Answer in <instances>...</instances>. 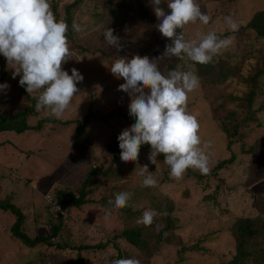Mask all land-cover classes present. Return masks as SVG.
Wrapping results in <instances>:
<instances>
[{
    "label": "rangeland",
    "instance_id": "obj_1",
    "mask_svg": "<svg viewBox=\"0 0 264 264\" xmlns=\"http://www.w3.org/2000/svg\"><path fill=\"white\" fill-rule=\"evenodd\" d=\"M74 1L50 0L57 19H65L64 9ZM124 1L133 5L130 12L119 8L120 0H83L71 9V20L80 23L83 31H72L68 37L72 55L62 68L71 74L75 67L84 79L77 85L79 92L69 110L59 119L45 110L30 119L34 126L45 118L57 120L43 123V130L23 135L0 133V203L13 204L22 212L23 229L29 237L46 236L52 225L60 224L53 221L44 197L56 196L59 191L77 197L90 170L105 171L106 174L93 176L85 187L91 190L87 199L93 203L80 208L66 203L54 245L34 248L12 237L10 226L15 218L0 210V264H112L123 258L138 259L140 264H223L235 255L238 245L229 230L232 222L239 217L264 220V109H259L264 104V76L255 82L250 78L260 66L262 54L255 35L244 28L255 12L264 10V0H205L200 8L211 17L209 24L185 26L186 39L195 38L197 31L225 32L235 39L231 47L214 58L211 72L205 70L199 88L189 94L187 104V111L200 123L202 140L212 141L210 172L201 174L189 169L203 177H190L187 170L180 180L169 175L166 179V164L157 157L160 172L155 173V187H142L144 176L139 174L144 165H148L149 172L156 170L148 159L150 150H140L138 163H125L120 158L117 137L135 121L125 117L129 114L130 97L118 90L124 81L113 76L110 67L117 56L160 57L167 43L159 41L160 34L152 28L151 19L140 18L137 0ZM164 4L167 6V2ZM225 16L239 23L237 32L228 31ZM118 18L122 21L118 31L129 28L137 38L136 43L120 52L101 37L107 25ZM99 49L105 55L93 53ZM158 63L166 73L170 64L176 67L183 61L165 58ZM9 67L0 55V84L10 85L6 94L0 93V115L14 114L26 104L20 77L13 79V69ZM220 68L227 70V77L213 84L211 80L217 79ZM194 71L200 72L196 65ZM252 90L256 92L251 101L255 119L247 120V97ZM89 111L101 120L85 122ZM229 115L231 118H227ZM78 124L82 131H77ZM236 125L244 134L243 140L227 139L223 128ZM111 146L114 152H110ZM231 155L234 162L215 172L218 163ZM124 191L133 195L120 216L108 201ZM146 209L168 214L158 215L153 225L146 228L137 223ZM109 211L111 215L106 218ZM167 216L170 227L164 229ZM131 229L143 232V250L121 238L114 239L123 230ZM99 244H105V248L81 249Z\"/></svg>",
    "mask_w": 264,
    "mask_h": 264
},
{
    "label": "clouds",
    "instance_id": "obj_2",
    "mask_svg": "<svg viewBox=\"0 0 264 264\" xmlns=\"http://www.w3.org/2000/svg\"><path fill=\"white\" fill-rule=\"evenodd\" d=\"M164 0H150L157 17L156 25L162 37L170 42L165 45L160 57L126 56L114 60L110 72L124 83L118 86L130 97L129 115L134 124L125 128L117 137L120 158L127 163H138L142 145H150L148 156L155 172H149L148 165L140 167L144 176L142 187H155L158 183L155 173L160 172L157 157L163 155L169 167L171 179L180 180L187 170H198L201 174L210 172L211 140H202L200 123L196 116L187 111L189 94L200 86V77L194 71L196 64L206 65L221 55L234 43L233 35L221 36L215 31H197L195 38H185L184 28L188 24L208 25L211 17L202 12L196 0H167V11L162 7ZM224 23L231 33L239 30V23L231 16L224 17ZM71 28L83 31L75 19ZM69 25L54 15L50 0H0V55L10 69L12 78L20 77L19 85L28 95L39 92L35 110H42L57 119L69 110L73 98L78 94V83L84 77L73 67L71 74L62 65L72 55ZM104 37L109 46L117 52L125 45L114 35V29L107 28ZM176 58L183 61L166 73L158 61ZM7 83L0 84V93L9 90ZM147 173V175H146ZM132 193L124 191L115 194L108 204L115 209L129 206ZM57 210L60 211L59 206ZM154 209H146L137 219L138 224L151 226L158 215ZM111 211L106 214V218ZM112 264H140L138 259H115Z\"/></svg>",
    "mask_w": 264,
    "mask_h": 264
},
{
    "label": "trees",
    "instance_id": "obj_3",
    "mask_svg": "<svg viewBox=\"0 0 264 264\" xmlns=\"http://www.w3.org/2000/svg\"><path fill=\"white\" fill-rule=\"evenodd\" d=\"M83 0H75L73 3L67 5L64 9L65 11V21L69 25L70 31H68L67 36L69 37L71 32L73 31L71 28L72 25V18H71V9L79 5ZM205 0H196V2L201 6L204 3ZM212 2H221V1H226V0H208ZM229 1H238V0H229ZM119 8L130 12L133 8L132 4H125L124 0H120ZM164 2H167L164 0ZM203 2V3H202ZM137 10L139 11V16L142 20L151 19L152 20V28L159 32L156 25L158 23L157 17L155 16L150 0H137ZM162 7L166 9V4L162 3ZM52 10L54 14L55 12V7H52ZM122 24V21L118 19H113L108 25L107 28H112L114 29V35H117L121 38V42L125 45L124 49L134 43H136L137 38L130 32V29L128 30H121L118 31L119 25ZM244 28L248 30L249 32L253 33L255 35L254 40L256 42V45H258L259 51L261 52V60H260V66L257 67L256 73L251 76V80L255 82L256 80L260 79L261 77L264 76V10L255 12L253 16L249 19V21L245 24ZM158 39L160 42L163 43H168L170 42L167 38L162 37L161 33L159 32ZM218 35L226 36L227 33H217ZM102 41H106L104 34L101 36ZM160 37V38H159ZM113 50H116L115 48H112ZM99 52L102 55H105L104 50H95L93 53ZM213 62L206 64V65H201V64H196L197 69L200 72L196 73L200 77V80L204 78L205 70L211 72V69H213ZM234 64H238V58L235 60ZM174 64H170L167 67L166 72L169 69L175 68ZM227 70L224 71L223 68H220V74L217 76L216 80H211L213 84H218L224 81L226 79L227 75L226 72ZM2 79V78H0ZM22 93L24 94L23 96L26 99V104L18 110L16 113L11 114V115H0V133L2 132H13L17 135H23L27 132L30 131H40L43 130V123H54L57 122L56 119L53 118H45L42 121H39L37 125H33L30 119H33L34 116H37L39 112L35 110V104L37 100L35 97H38L37 95L35 96L34 92L31 95H28L26 92L25 88L22 87ZM256 96L255 90H252L251 93L247 97V107H248V116L249 118L247 120H253L252 118L255 119L254 115L255 112L251 109V101L252 97ZM237 98L233 99L235 101ZM242 101V100H241ZM260 110L264 109V104H262L259 107ZM128 119H133L129 114L125 116ZM101 117L98 116L97 114L92 113L91 111L88 112V114L85 116L84 121L85 122H94L101 120ZM227 118H231V115H229ZM99 119V120H98ZM48 121V122H47ZM64 124V123H63ZM237 128V125L229 129L227 127L223 128V133L226 135L227 139L235 137L237 141L243 140L244 134L239 132ZM47 129V128H46ZM82 131L83 128L78 124L77 126V131ZM83 133V132H81ZM229 145L232 144V142L229 140L228 142ZM228 147V145H227ZM141 149L145 150H151L150 145H142ZM230 149V148H229ZM110 152H114V148L111 146L109 147ZM115 158V157H113ZM160 161L164 163L163 160V155L161 154L158 156ZM234 162V155H231L228 159L222 160L221 162L218 163V165L214 168V171H219L226 167L227 165H230ZM169 167L166 165V179L168 178L169 175ZM106 174L105 171L101 170H96L92 169L89 171L88 175L86 176L85 181L82 184V187L78 193V196L75 197L73 194L64 192V191H59L56 193L55 198L57 199L58 203L60 204V207L62 209V212L64 213V206L66 203L71 204L75 208H80L82 206H86L88 204L93 203L91 200L87 199V196L91 194V190H86L85 187L87 184L91 181L92 177L99 174V173ZM188 175L190 177H203L197 175L195 172L188 170ZM0 210L3 212H10L14 218L15 221L14 223L10 226V233L12 234V237L16 240H18L22 245L28 247V248H34L39 245H44V246H53L54 244L52 241L59 235L60 230H61V219L63 218L64 214L59 216L58 223L59 225H52L50 227V233L46 236H35L34 238L29 237L23 229V224L25 220V216L22 214V212L13 204H2L0 203ZM120 216L122 213L126 212V208L118 209ZM52 217V216H51ZM53 221L54 218L52 217ZM170 219L169 216L166 217V226L164 229H167L170 227ZM153 225V224H152ZM151 225V226H152ZM151 226H148L146 228H150ZM232 236L238 243L236 253L235 255L227 262L223 264H264V220L259 219L257 217L254 218H249V217H239L236 220L232 222V225L229 228ZM146 232L147 229H146ZM142 231L141 230H123L119 235L114 236V239L121 238L123 239L126 243L132 245L135 248H139L140 250H143L145 248V245L142 244V242H145L141 240L142 236ZM159 242V241H158ZM59 248V246H56ZM115 247H117L115 245ZM93 248H99V249H104L105 244H99L96 246H84L81 249H93ZM120 252V251H119ZM121 253V252H120Z\"/></svg>",
    "mask_w": 264,
    "mask_h": 264
},
{
    "label": "built area",
    "instance_id": "obj_4",
    "mask_svg": "<svg viewBox=\"0 0 264 264\" xmlns=\"http://www.w3.org/2000/svg\"><path fill=\"white\" fill-rule=\"evenodd\" d=\"M44 199L47 204V209L49 213L52 215L54 220L57 221L59 216L63 214L60 204L58 203L54 195H47L46 197H44ZM57 206H59L60 211L57 210Z\"/></svg>",
    "mask_w": 264,
    "mask_h": 264
}]
</instances>
